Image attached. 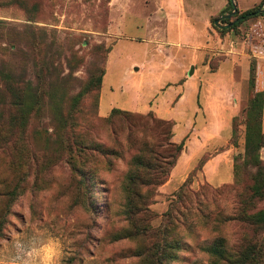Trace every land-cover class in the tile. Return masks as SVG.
I'll return each mask as SVG.
<instances>
[{
    "label": "rangeland",
    "instance_id": "rangeland-1",
    "mask_svg": "<svg viewBox=\"0 0 264 264\" xmlns=\"http://www.w3.org/2000/svg\"><path fill=\"white\" fill-rule=\"evenodd\" d=\"M126 1L0 0V213L7 191L22 181L2 229L0 264H157L158 257L160 264H230L207 253L216 238L228 253L241 241H264V228L242 219L244 211L264 210V145L257 149L252 133L245 146L247 83L237 88L239 110L235 89L226 93L227 115L235 109V119L196 114L165 124L153 110L108 113L112 102L122 106L131 83L130 72L116 67L99 88ZM241 12L237 7L225 19ZM247 27L218 32L221 42H212L201 61L203 79L221 63L240 66L232 49L242 45ZM126 32L142 35L131 24ZM119 49L127 64L146 59L143 42L125 40ZM9 83L19 85L18 110H5ZM159 90L171 93L165 107L175 104L171 86ZM181 140L179 166L162 188L156 183L174 151L167 142ZM200 140L208 141L205 148L189 153L188 142L195 148ZM224 147L232 148L235 178L220 184L227 174L222 165L209 183L198 162ZM79 169L88 175L87 188Z\"/></svg>",
    "mask_w": 264,
    "mask_h": 264
},
{
    "label": "crops",
    "instance_id": "crops-1",
    "mask_svg": "<svg viewBox=\"0 0 264 264\" xmlns=\"http://www.w3.org/2000/svg\"><path fill=\"white\" fill-rule=\"evenodd\" d=\"M212 1L216 2L215 7L210 6ZM233 1L240 10L245 11L263 0ZM239 3L243 6H239ZM226 7L227 0L126 1L117 13L120 14L117 29L119 33L108 51L102 82L108 70L121 67L130 72L131 83L125 86L127 95L121 102L122 106H114L112 102L108 113L112 108H122L142 113L153 110L159 118L173 120H192L196 114L202 118L204 114L206 118L225 119L230 117L233 119L238 113L233 109V112H230L229 116L227 115L229 113L227 111L228 102L225 101L226 93L233 92L235 89L234 94H236L237 88L245 87L246 83L248 85L249 58L252 56L258 63L256 89L264 92V81H262L264 51H260L264 50V15L255 19L247 18L244 20L245 22L242 21L236 26L248 25L246 38L241 41L242 45L232 49L234 51L232 56L236 60H240V66L235 64L231 68H227L223 67V63H221L210 77L203 79V73L207 67L202 66L201 61L210 51V44L222 40L218 35L219 31L212 27V18ZM130 24L131 29L142 31V35L136 36L130 32L127 33L126 29ZM125 40L145 43L144 57L146 59L140 63L131 61L127 64L128 56L119 52V46ZM166 45L169 48H165ZM245 47L250 48L252 54H248ZM133 83H136L139 88L135 94L130 88ZM168 85L171 86V92L177 96V99L174 105L170 103L168 107H165L164 104L170 101L168 96L171 93L169 90L161 93L159 89ZM240 102L241 95L236 94L234 105L237 110L241 107ZM100 106L101 95L98 108ZM174 138L176 141L180 140V138H176V134H174ZM191 142L189 141L186 147L189 153L202 151L208 141L200 140L195 148L191 147ZM231 151L232 148H225L204 163L202 172L206 176L207 182L211 183L215 177L219 176L222 165L226 166L227 174L226 180L220 184L234 179ZM178 166L179 160L172 168L167 181L162 184V188L171 183L173 173ZM184 177L181 179L182 181H184Z\"/></svg>",
    "mask_w": 264,
    "mask_h": 264
},
{
    "label": "trees",
    "instance_id": "trees-1",
    "mask_svg": "<svg viewBox=\"0 0 264 264\" xmlns=\"http://www.w3.org/2000/svg\"><path fill=\"white\" fill-rule=\"evenodd\" d=\"M264 4V0L261 1L259 5L256 7H252L250 9H247L243 12L240 13L238 17H241V20L238 22H234L230 27H218L215 25L214 20L219 18L222 14L225 12H230L233 8L232 6V1L227 0V7L221 11L217 16H215L212 19V25L213 27L219 31V32H224L228 31L232 28H235L239 23L244 21L247 18H256L258 16H263L264 15V8L259 11V8ZM232 17V16H231ZM223 23H229L231 22L229 19H223ZM256 68H257V61L255 58H252L250 60L249 64V77H248V86L250 89V92H252V96L248 99L247 104L245 106V111H246V131H245V146L246 148H249L251 146V143L253 142L252 140V133H254V141H255V146L256 148H261L264 145V133L262 131V120H263V109H264V92L262 90L256 89ZM104 75V72L102 73L101 78L99 79V88L102 83V77ZM10 89H6V96H7V101H6V109L8 111H12L14 108L18 110L19 103L16 101L14 96L17 95V90L19 85H16L14 83H9ZM20 96V95H19ZM117 112H123L119 108H112L109 114L114 115ZM127 112V111H124ZM151 114L152 112L149 111ZM234 117L233 119H235ZM163 123L169 124L170 121L168 119H163L161 118ZM16 119H14L15 121ZM3 122V120H2ZM0 123V127L1 124ZM232 140L233 142L231 143L232 145L235 144V137H236V127L235 125L232 126ZM167 145L173 148L174 151L170 154L171 160L169 163V167L165 170L162 171L163 176L159 179V181L156 183V185H162L165 183L170 175L171 169L175 166L176 160L184 146V141L181 140L179 143L176 142H171L168 141ZM226 147L222 148L218 152L224 150ZM217 152V153H218ZM216 154V153H215ZM214 155V154H213ZM211 156H202L198 162V166L202 167L204 163L211 158ZM78 172L82 175L81 181L82 185L87 188L88 183H89V178L86 172L82 169H79ZM191 173V172H190ZM190 173L186 177V179L182 182L180 185V189L183 188L187 182L189 181ZM233 173H234V178H235V170L233 167ZM234 180V179H233ZM21 182L19 181L17 185L7 191V202L5 204V209L3 212L0 213V237L2 236V229L4 227V223L6 221V216L7 213L10 211V208L17 199L18 195L21 193L20 187H21ZM257 185L254 186V193L255 191L257 192L258 189L256 187ZM179 192V191H178ZM256 195V194H254ZM253 197V195H252ZM242 219L244 222L254 225L256 227V230L260 228H264V210H260L256 213H248V212H243L242 213ZM207 253L212 256L214 259L215 258H222L226 261L232 260L229 263L230 264H261L262 257L264 254V241H260L257 243H251L250 241H241V243L237 246V248L231 252L228 253V251L225 249L222 243L221 238H216L211 245H209L206 249ZM161 262V257L157 258V264H160Z\"/></svg>",
    "mask_w": 264,
    "mask_h": 264
},
{
    "label": "water",
    "instance_id": "water-1",
    "mask_svg": "<svg viewBox=\"0 0 264 264\" xmlns=\"http://www.w3.org/2000/svg\"><path fill=\"white\" fill-rule=\"evenodd\" d=\"M231 1H232V6H233L232 10L229 13L222 14L219 18H217L215 20V25H217L218 27H230L234 22H238L241 20V17H237L235 20H233L227 24H220L219 23V21L221 19L230 18L231 16H233L236 13L237 6L233 0H231ZM262 8H264V7L259 8V11L262 10Z\"/></svg>",
    "mask_w": 264,
    "mask_h": 264
}]
</instances>
